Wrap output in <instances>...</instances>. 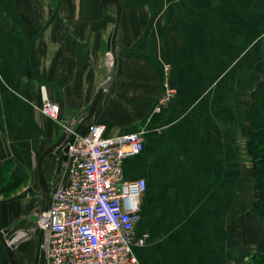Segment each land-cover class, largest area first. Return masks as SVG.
<instances>
[{"label": "crops", "instance_id": "0c3cea01", "mask_svg": "<svg viewBox=\"0 0 264 264\" xmlns=\"http://www.w3.org/2000/svg\"><path fill=\"white\" fill-rule=\"evenodd\" d=\"M119 1L114 55L115 4L91 0L85 10V0H0V162L13 158L31 172L36 154L68 126L85 132L104 124L107 136L142 132L144 149L124 165L127 178L148 182L137 225L138 233H150L136 249L142 264L161 232L144 215L149 184L178 186L191 216L229 215V184L244 180L229 170L249 165L252 92L264 69V0ZM108 6L112 18L86 15ZM166 79L177 93L157 111ZM101 88L95 113L81 120ZM44 97L59 104L57 122L41 112ZM47 158L43 172L57 183L63 170L53 171ZM31 195L0 202V234L14 225L20 237L33 227L40 204ZM201 223L194 231L205 230ZM40 238L37 230L19 240L13 254L20 264H47ZM0 264H11L1 237Z\"/></svg>", "mask_w": 264, "mask_h": 264}, {"label": "built area", "instance_id": "2783aa9c", "mask_svg": "<svg viewBox=\"0 0 264 264\" xmlns=\"http://www.w3.org/2000/svg\"><path fill=\"white\" fill-rule=\"evenodd\" d=\"M176 93L166 79L156 110ZM40 108L48 118L60 120L59 104L44 97ZM105 130L99 123L85 132L67 127L71 138L59 165L63 176L50 184L46 209L31 213L33 227L17 238L43 231L47 264H139L136 249L150 238L149 232H137L148 182L144 177L127 178L124 165L142 152L145 141L139 131L107 136Z\"/></svg>", "mask_w": 264, "mask_h": 264}, {"label": "rangeland", "instance_id": "374dc122", "mask_svg": "<svg viewBox=\"0 0 264 264\" xmlns=\"http://www.w3.org/2000/svg\"><path fill=\"white\" fill-rule=\"evenodd\" d=\"M85 2V10L92 7L91 0H85ZM113 7L90 9L86 15L99 13V16L105 15L112 18ZM262 78L261 73V80ZM250 122L252 131L251 114ZM62 134L54 141H58ZM246 150L248 152L247 145ZM40 155L36 154V163L31 172L23 169L24 177L20 180L21 184L12 191L2 192V186L7 184L5 177H9L17 161L13 158H6L0 162V197L2 198L0 202L6 201L9 197L19 200L28 199L31 193H34L31 197H37L39 206L43 204V191L37 169ZM50 156L55 164L53 171L66 159L64 151L47 155V160ZM248 159L249 165L244 170H229L231 178L236 180L238 173L239 176L242 173L244 180L240 179L238 184L231 182L229 184L228 217L191 216L193 210L190 201L179 199L176 193L178 186L163 185L162 189V186L149 184V192L144 198V215L149 222L153 223L155 220V225L161 228V232L159 233L158 230L155 232L154 236L158 235V239H155V242L144 251L142 264H249L250 258L258 253V244L264 240V219L260 217L254 206L255 200L261 196L264 197V190L256 189L253 162L250 156ZM14 193L16 194L13 197ZM225 204L226 202H223V206ZM222 219L223 225L221 226L219 222ZM226 219L227 226L225 225ZM157 221L159 223L156 224ZM200 221L202 222L201 228L207 224L208 226L202 230L203 232L200 230L196 232L193 226ZM20 222H23V219ZM13 227L14 225L10 227L8 233L4 234V237L9 244H18V234L12 232ZM10 232H12L10 236H7Z\"/></svg>", "mask_w": 264, "mask_h": 264}, {"label": "trees", "instance_id": "16d2710c", "mask_svg": "<svg viewBox=\"0 0 264 264\" xmlns=\"http://www.w3.org/2000/svg\"><path fill=\"white\" fill-rule=\"evenodd\" d=\"M263 78L259 88L252 93V105L250 109L252 131L248 139L247 149L253 162L255 187L259 191L264 190V69L261 68ZM24 167L16 165L9 177H5L7 184L2 186V192L12 191L21 184L24 177ZM256 211L264 219V197L254 201ZM249 264H264V240L258 244V253L250 258Z\"/></svg>", "mask_w": 264, "mask_h": 264}, {"label": "water", "instance_id": "95a60500", "mask_svg": "<svg viewBox=\"0 0 264 264\" xmlns=\"http://www.w3.org/2000/svg\"><path fill=\"white\" fill-rule=\"evenodd\" d=\"M101 1L103 2V4H115L117 7L116 27L111 34L110 42H109L110 43L109 48H110V50H112V52L115 55V51H116L115 40H116V34H117V29H118L120 17L122 14V5H121V2L119 0H101ZM102 92H103V88H101V90L98 92L97 97L92 102L89 109L81 116V120H88L89 118H91L93 116V114L96 111L97 105H98L100 97L102 95ZM70 138H71V135L68 134L67 132H64L62 134V136L58 139V141H56L53 145H51L46 150H44L38 158L37 169H38V174H39V182H40V185L42 187V191H43L42 194H43V198H44L43 204L37 208L38 211H42V210L46 209V202H47V199H48L50 191H51V185L47 181L46 176L43 172V161L47 155H51L54 152L64 151L66 153L68 151L67 143L70 140ZM9 230H10V228L3 230V232H1V234H0V237H1L2 242L5 245L7 256L9 258L10 263L11 264H20L15 259L14 254H13V249L16 247L17 243L9 244L8 241L6 240V238L4 237V234L8 233ZM29 234H30V232H29ZM42 238H43V231H41V238H40L41 244L40 245H42ZM22 239H23L22 237L19 238L18 242H19V240H22ZM40 252H41V246H40L39 251L37 253V261L39 260Z\"/></svg>", "mask_w": 264, "mask_h": 264}]
</instances>
